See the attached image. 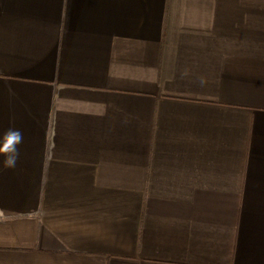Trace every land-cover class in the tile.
Wrapping results in <instances>:
<instances>
[{
	"label": "crops",
	"instance_id": "crops-1",
	"mask_svg": "<svg viewBox=\"0 0 264 264\" xmlns=\"http://www.w3.org/2000/svg\"><path fill=\"white\" fill-rule=\"evenodd\" d=\"M0 264H264V0H0Z\"/></svg>",
	"mask_w": 264,
	"mask_h": 264
},
{
	"label": "clouds",
	"instance_id": "clouds-1",
	"mask_svg": "<svg viewBox=\"0 0 264 264\" xmlns=\"http://www.w3.org/2000/svg\"><path fill=\"white\" fill-rule=\"evenodd\" d=\"M23 143V134L19 129L9 128L0 137V156L4 157L6 167H15L20 157L19 145Z\"/></svg>",
	"mask_w": 264,
	"mask_h": 264
}]
</instances>
